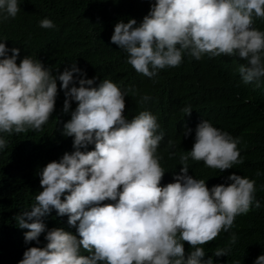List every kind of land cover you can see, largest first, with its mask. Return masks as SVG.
Wrapping results in <instances>:
<instances>
[{
	"label": "clouds",
	"instance_id": "clouds-1",
	"mask_svg": "<svg viewBox=\"0 0 264 264\" xmlns=\"http://www.w3.org/2000/svg\"><path fill=\"white\" fill-rule=\"evenodd\" d=\"M19 10L18 0H0V22L15 18ZM124 11L118 5L113 13L125 19ZM261 19L264 0H154L139 22L118 20L110 42L126 53L128 64L149 78L160 69L178 66L184 56L200 60L207 55L227 57L224 66L221 59L214 60L221 65L222 91L223 80L230 84L239 79L260 87ZM39 26L55 24L45 17ZM5 41L0 38V151L7 145L4 134L41 130L55 107L57 81L65 97L63 112L76 102L62 129L64 136L72 137L74 150L38 172L42 190L14 217L19 228L27 229L26 243L39 245L42 233L46 241L42 247L26 248L18 264H214L212 256L203 258L200 245L221 231L229 233V244L237 242L236 233L230 231L235 217L260 207L254 180L233 172L225 183L208 187L205 179L189 175L187 162L203 161L220 172L232 168L243 159L239 137L202 119L191 149L178 154L179 173L173 182L161 185L165 171L157 149L164 132L153 113L145 109L129 119L123 114L127 91L112 80L95 83L97 78H87L75 62L55 75L31 55L17 63L20 49L9 48ZM235 90L241 92L240 84ZM149 98L141 96L142 101ZM182 111L187 115L192 108L187 105ZM192 131L185 126L183 135ZM167 143L174 147L171 139ZM88 145L94 147L89 150ZM174 155L169 152L170 158ZM261 174L257 170L256 175ZM53 210L57 216L66 215L76 234L46 226L44 218ZM229 252L228 246L217 247L212 255ZM253 264H264V253Z\"/></svg>",
	"mask_w": 264,
	"mask_h": 264
},
{
	"label": "trees",
	"instance_id": "trees-1",
	"mask_svg": "<svg viewBox=\"0 0 264 264\" xmlns=\"http://www.w3.org/2000/svg\"><path fill=\"white\" fill-rule=\"evenodd\" d=\"M152 2L154 0H18L20 10L16 17L0 22V38L6 39L9 48L20 49L17 63L25 55H31L50 67L55 75L75 62L86 71L87 78H97L95 83L103 78L112 80L122 91H127L123 114L129 119L141 110L153 113L164 132L157 149L165 171L161 185L173 182L174 174L179 173L182 166L178 154L191 149L195 127L202 119L239 137L237 147L243 159L232 168L220 172L191 158L187 163L189 175L205 179L208 187L225 183V178L233 172L254 180V195L260 207L250 208L246 214L235 217L230 231L236 233L237 242L229 244V233L221 231L213 240L200 245L205 251L203 258L212 256L214 264H232L234 260L253 264L255 258L264 253V81L260 87H255L254 82L245 84L236 79L228 84L223 80L222 91L221 65L214 60L221 59L224 66L227 57L209 58L207 55L200 60L184 56L178 66L160 69L152 78L137 72L126 62V53L110 42V37L118 20L127 22L134 18L139 22ZM118 5L125 10V19L118 12L113 13ZM45 17L54 22V28L39 26V21ZM110 21L112 25L107 24ZM259 30L264 31V19ZM238 65L236 62V67ZM239 84L241 92L235 90ZM59 85L57 81L54 110L41 130L4 134L7 145L0 151V264H18L26 248L42 247L46 243L43 233L39 245L35 241L26 243L23 234L27 229L19 228L14 217L33 203L35 194L42 190L38 172L48 162L59 160L64 152L74 150L72 137L64 136L62 129L76 102H71L68 113L63 112L65 97ZM144 94L150 97L146 101L141 100ZM187 105L192 111L186 115L182 109ZM185 126L193 130L188 136L183 135ZM169 139L174 141V147H168ZM93 147L88 145L89 150ZM169 152L177 155L170 158ZM257 170L262 174L257 176ZM44 222L48 228L63 227L76 234L75 226L67 224L66 215L57 216L55 210ZM226 246L230 247L228 255H212L217 247ZM188 251L185 242V255Z\"/></svg>",
	"mask_w": 264,
	"mask_h": 264
}]
</instances>
